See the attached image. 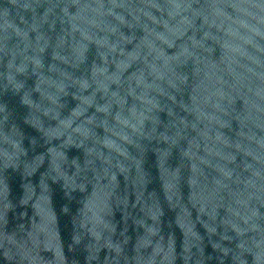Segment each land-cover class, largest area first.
<instances>
[{
  "label": "water",
  "instance_id": "95a60500",
  "mask_svg": "<svg viewBox=\"0 0 264 264\" xmlns=\"http://www.w3.org/2000/svg\"><path fill=\"white\" fill-rule=\"evenodd\" d=\"M0 264H264V0H0Z\"/></svg>",
  "mask_w": 264,
  "mask_h": 264
}]
</instances>
